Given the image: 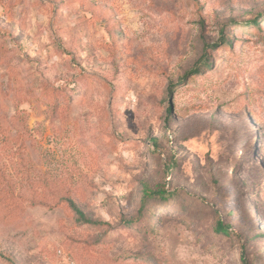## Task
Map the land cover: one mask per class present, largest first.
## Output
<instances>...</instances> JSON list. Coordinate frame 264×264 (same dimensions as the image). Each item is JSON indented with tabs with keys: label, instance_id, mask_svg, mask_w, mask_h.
I'll return each mask as SVG.
<instances>
[{
	"label": "rangeland",
	"instance_id": "1",
	"mask_svg": "<svg viewBox=\"0 0 264 264\" xmlns=\"http://www.w3.org/2000/svg\"><path fill=\"white\" fill-rule=\"evenodd\" d=\"M261 17L264 0H0V264H264ZM158 185L173 196L140 209Z\"/></svg>",
	"mask_w": 264,
	"mask_h": 264
},
{
	"label": "trees",
	"instance_id": "2",
	"mask_svg": "<svg viewBox=\"0 0 264 264\" xmlns=\"http://www.w3.org/2000/svg\"><path fill=\"white\" fill-rule=\"evenodd\" d=\"M262 18V17H261ZM262 22H264V18L261 19ZM246 27L248 29H250L249 31L255 33V34H259V33H263V31L261 30V24H260V19L259 18H255L247 23H245ZM235 26H238V24H235ZM222 33V30H221ZM261 37V42L264 44V36H260ZM220 43H223L222 45H228L231 46L230 41H226L224 36L221 35V40ZM203 53L201 58L199 59V61L197 62V64L194 66V68L192 69V74L193 76H196L198 74H200L203 71H206V69L210 68L211 65L208 64L209 59H208V55L207 52L205 51V47L203 49ZM207 61V63H206ZM205 63V64H204ZM188 78V74H183L181 76V81L182 80H186ZM169 114V112H168ZM169 117V115H168ZM156 141H153V144H156ZM175 163H172V168L175 167ZM4 190L2 189V187H0V201L4 200V196H3V192ZM151 196H155L158 197L161 200H169L170 197L173 196L172 193H169L168 191L165 190L164 185H158L155 187V190L153 192L149 191L148 188H143V193H142V197H141V206L140 209L143 210V208L145 207L148 199ZM70 206L72 208V210L74 211V213L77 216V220L84 224V225H89V226H94V225H98V222H94L91 219H88L81 210H79L73 203H70ZM14 209V208H13ZM215 233L217 234H222V235H228L229 234V228L225 225L222 224L221 221H217L216 226L214 228ZM242 263L246 264L245 259L242 258Z\"/></svg>",
	"mask_w": 264,
	"mask_h": 264
}]
</instances>
